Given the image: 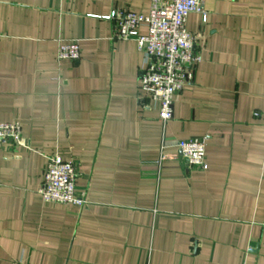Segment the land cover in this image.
Here are the masks:
<instances>
[{"label":"crops","instance_id":"1","mask_svg":"<svg viewBox=\"0 0 264 264\" xmlns=\"http://www.w3.org/2000/svg\"><path fill=\"white\" fill-rule=\"evenodd\" d=\"M150 6L0 0V122L22 135L0 142V264H264V0L188 15L202 59L165 123L136 41L104 18ZM71 40L79 58L59 60ZM196 137L205 170L177 147ZM52 155L77 164L87 204L42 199Z\"/></svg>","mask_w":264,"mask_h":264},{"label":"built area","instance_id":"2","mask_svg":"<svg viewBox=\"0 0 264 264\" xmlns=\"http://www.w3.org/2000/svg\"><path fill=\"white\" fill-rule=\"evenodd\" d=\"M205 0H151L149 11L112 10L105 19L112 20L115 39H133L142 53L139 89L158 103V117L165 123L172 118L173 103L183 88L191 84L195 69L201 61L196 36L186 27L191 13L204 14ZM146 27V33L140 28ZM1 38V34H0ZM80 49L76 40L59 44V60H76ZM0 142L14 146L22 143L18 121L0 122ZM177 143L185 165L192 170H205L206 138L196 137ZM162 158L164 155L161 156ZM77 164L58 155L48 157L38 190L45 202L83 206L87 204L85 192L76 186Z\"/></svg>","mask_w":264,"mask_h":264}]
</instances>
